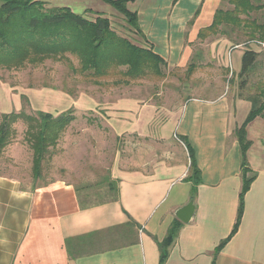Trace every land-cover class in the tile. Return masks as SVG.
Listing matches in <instances>:
<instances>
[{
    "label": "crops",
    "instance_id": "obj_1",
    "mask_svg": "<svg viewBox=\"0 0 264 264\" xmlns=\"http://www.w3.org/2000/svg\"><path fill=\"white\" fill-rule=\"evenodd\" d=\"M224 3L135 0L128 8L154 51L175 68L190 61L200 30L211 26ZM213 39L226 50L227 37L205 42ZM253 49L264 52V44ZM244 51L238 46L231 52L237 70ZM250 109L247 100H187L161 128L134 126L131 111L118 109V120L108 125L121 147L109 162L114 195L105 201L81 200L75 184L65 180L34 185L19 172L0 171V264H159V243L176 212L191 202L192 185L185 181L190 159L180 137L194 149L202 183L195 214L183 224L166 264H213L215 249L237 218L243 180L235 131ZM247 138L256 178L240 228L216 264H264V117L248 126Z\"/></svg>",
    "mask_w": 264,
    "mask_h": 264
},
{
    "label": "rangeland",
    "instance_id": "obj_2",
    "mask_svg": "<svg viewBox=\"0 0 264 264\" xmlns=\"http://www.w3.org/2000/svg\"><path fill=\"white\" fill-rule=\"evenodd\" d=\"M40 2L43 11L68 7L91 20L96 16L108 17L118 34L132 43L142 44L123 16L101 0ZM252 2L263 5V9L253 16L264 20V0ZM222 7L230 8L226 1ZM87 10L91 12L86 13ZM226 37L229 41L226 50L215 39L195 43L191 59L195 54L201 58L190 59L182 67H168L161 78L149 76L127 80L116 73L96 80L83 74L79 60L71 55L62 60L27 63L18 69H0V120L2 114L21 111L31 115L42 111L58 116L72 110L75 116L58 145L50 149L40 180L33 179L32 167L27 160L32 152L24 140L27 127L22 121L14 125L10 147L0 155V171L19 172L34 185L65 180L75 184L83 201L112 199L114 194L109 193L108 168L111 158L121 147V140L117 143L116 135L108 124L118 120V109L131 111L129 118L134 126L140 123L161 128L173 121V116L187 100H245L258 95L264 88V52L260 53L250 74L240 77L242 61H239V70L235 69L231 52L235 46L233 41L241 49L246 47L244 38L231 32ZM255 45L250 43L249 48L253 49ZM191 62L196 64V69L189 74ZM242 82H245L244 86ZM15 156L19 158V164L14 163Z\"/></svg>",
    "mask_w": 264,
    "mask_h": 264
},
{
    "label": "trees",
    "instance_id": "obj_3",
    "mask_svg": "<svg viewBox=\"0 0 264 264\" xmlns=\"http://www.w3.org/2000/svg\"><path fill=\"white\" fill-rule=\"evenodd\" d=\"M101 1L112 6L123 16L134 34L140 37L142 44L132 43L118 34L108 17L96 16L91 20L85 15L76 14L68 7L43 11L40 0H0V69H18L27 63L39 64L45 60H62L71 55L79 60L80 71L96 80L106 79L116 73L122 74L127 80H139L149 76L164 77L168 63L154 51L142 33L137 13L128 8L135 0ZM223 1L228 2L230 8H219L211 26L200 30L198 38L202 44L210 37H226L229 32L243 37L246 49L244 48L239 75L244 77L250 74L260 57V53L249 48V44H264V20L253 16L263 9V5L254 4L252 0ZM233 44L234 48L240 46L234 41ZM198 55L195 54L191 61L200 59ZM120 68L125 69L122 71ZM195 69L196 64L191 62L188 66L189 74ZM241 85L244 86L245 82ZM245 100L251 104V109L235 131L241 152L243 180L237 218L230 235L215 249L213 264H216L218 254L237 234L245 211V196L256 178L247 158V152L251 147V142L247 138V128L256 118L264 117V88L258 95ZM73 113L72 110H68L58 116L42 111L37 115L24 111L2 114L0 155L11 143L15 133L14 125L22 121L27 127L24 140L32 152L33 179L40 180L50 149L58 145L62 135L75 120ZM180 140L185 144L189 154L190 167L185 181L192 185L191 201L194 202L197 188L202 183L201 170L197 165L194 149L187 138L180 137ZM182 227L183 223L175 219L166 238L159 243V264L167 263L170 248Z\"/></svg>",
    "mask_w": 264,
    "mask_h": 264
},
{
    "label": "water",
    "instance_id": "obj_4",
    "mask_svg": "<svg viewBox=\"0 0 264 264\" xmlns=\"http://www.w3.org/2000/svg\"><path fill=\"white\" fill-rule=\"evenodd\" d=\"M195 214V204L194 202H189L184 207L180 208L176 212V218L183 224H188Z\"/></svg>",
    "mask_w": 264,
    "mask_h": 264
}]
</instances>
